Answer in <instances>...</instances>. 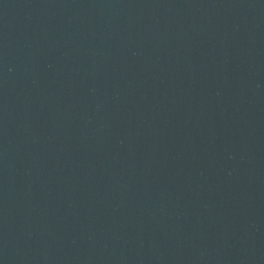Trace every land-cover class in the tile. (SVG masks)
I'll use <instances>...</instances> for the list:
<instances>
[{
	"label": "water",
	"instance_id": "water-1",
	"mask_svg": "<svg viewBox=\"0 0 264 264\" xmlns=\"http://www.w3.org/2000/svg\"><path fill=\"white\" fill-rule=\"evenodd\" d=\"M0 264H264V0H0Z\"/></svg>",
	"mask_w": 264,
	"mask_h": 264
}]
</instances>
